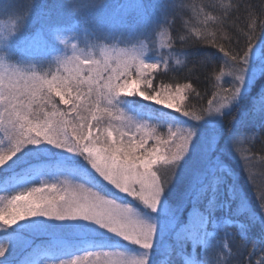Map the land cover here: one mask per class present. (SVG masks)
I'll return each instance as SVG.
<instances>
[{
  "label": "snow or ice",
  "instance_id": "6c2138e0",
  "mask_svg": "<svg viewBox=\"0 0 264 264\" xmlns=\"http://www.w3.org/2000/svg\"><path fill=\"white\" fill-rule=\"evenodd\" d=\"M239 8L226 0H133L117 8L126 31H86L85 47L72 42L69 50L72 26H54L62 47L24 62L11 61L9 42L28 17L0 25V264H12L18 250L19 264H213L208 251L221 226L238 228L245 249L251 240L247 264H264V189L249 175L257 214L232 163L248 174L254 157L243 153L257 137L264 161V0L258 11L245 8L247 31L218 36L209 27ZM49 12L42 5L38 15ZM43 36L38 29L24 40ZM178 43L220 54H206L219 63L207 106L184 103L190 92L201 97L190 82L156 83L161 72L186 66ZM131 97L179 116L129 115L138 104ZM237 110L239 120L226 125ZM66 233L74 243L64 242ZM216 246L228 251L215 264H229L231 244Z\"/></svg>",
  "mask_w": 264,
  "mask_h": 264
},
{
  "label": "trees",
  "instance_id": "16d2710c",
  "mask_svg": "<svg viewBox=\"0 0 264 264\" xmlns=\"http://www.w3.org/2000/svg\"><path fill=\"white\" fill-rule=\"evenodd\" d=\"M74 0H0V23H10V21L16 17L17 14L22 16H26L27 18V26L20 31L19 36L15 39L11 40V48L9 55L10 59L14 62L21 61H29L27 59V55H24L19 47L15 46L14 40L16 41H25V37H31L33 34L37 32L38 29L44 30V38L46 41H49V34H47V30L54 26H72L71 29L81 26H87L94 24V21L98 22V13L99 11L102 14L104 3L110 6H118L121 5L123 0H104L103 3H97L96 0H77L78 4H73ZM145 4H151L155 2L159 3V0H144ZM186 4H211L216 3L218 0H183ZM226 2L239 4L240 8L238 11L234 10L231 14V17L225 20L222 24H210L209 27L213 30L217 31V35H221L222 33H228L232 35L234 30L247 31V12L245 8L248 5H253L259 10L262 0H226ZM42 5H46L50 12L47 15H38L39 9ZM31 7V16H28V10ZM100 14V15H101ZM219 15V13H215ZM191 11L185 10L183 14V19H189L191 17ZM259 19V17H256ZM77 21L79 23L77 24ZM195 23L194 21H192ZM181 28V21L177 20L174 33L176 30ZM26 42V41H25ZM27 43V42H26ZM225 43H227L225 41ZM15 48L14 52L12 49ZM50 49H47L48 51ZM52 50V49H51ZM177 52H186L187 53V63L186 66L182 67L178 71H169L168 73L161 72L157 79L156 83H159L160 80H163L165 83L171 82L175 84L177 82L180 83H192L193 87H195L200 93L201 97H197L195 93L190 92L189 98L184 101L189 105H194L197 107L207 106V100L211 98L212 91V81L209 79L210 76L214 74H218V71L214 73V64L215 67L219 68V63L213 62L207 59L206 54H213L219 56L220 54L216 52L215 49L211 47H207L203 44L199 43H189L183 46H176ZM43 52V51H42ZM41 53V52H40ZM41 55V54H40ZM39 55V56H40ZM154 55V53H153ZM21 59V60H20ZM228 78H225V83H227ZM255 90L253 91L254 94ZM129 99L138 101L136 107V112H130L133 116H137L140 113L151 115L152 109H159L157 106L151 104L148 101L139 100L137 97H131ZM250 102V98H246L242 103V108L247 107ZM149 105L148 108H141L142 105ZM161 113L169 112L168 110H161ZM173 117L179 116L178 113L171 112ZM240 110H237L233 113V116L225 117V124L227 125L229 121L235 117L239 120ZM183 120V117H180ZM166 131V129H165ZM261 133H264V129L260 130ZM243 147L247 149L249 146L244 144ZM243 155L254 157L248 167V174L246 175L245 170L241 168L239 165L233 163V167L238 174L239 183L244 188L246 195L254 210L259 214V208L256 206V200L258 191L254 192L253 188L249 186V175L254 178V184L257 190L264 189V161L261 160L262 153L260 152L259 145V137H257L256 143L252 146V148L243 153ZM38 186V185H37ZM130 201V199L126 198ZM234 220H244V217H233ZM228 231L232 235L225 240L224 232ZM216 240L210 245L208 251V258L215 264L217 258L221 262L225 259V253H227V249H225V253H221L220 248L216 245L219 244L221 247L225 244H231L232 249V257L229 260V264H247V251L250 250L251 240L247 243L249 245V249H245L244 241L241 240L239 230L236 227H228L225 228L221 226L216 230ZM45 237H37L35 239V243H40L45 240ZM63 240L66 244H72L75 242V237H71L68 235H64ZM199 255H203L202 252H199ZM25 252L17 251V253L9 259L12 261V264H19L20 260L24 257ZM161 257H157L159 260ZM252 264H255L253 260Z\"/></svg>",
  "mask_w": 264,
  "mask_h": 264
},
{
  "label": "rangeland",
  "instance_id": "374dc122",
  "mask_svg": "<svg viewBox=\"0 0 264 264\" xmlns=\"http://www.w3.org/2000/svg\"><path fill=\"white\" fill-rule=\"evenodd\" d=\"M103 1L104 0H96V2L99 4L103 3ZM132 2H133V0H123L122 4H130ZM73 4L77 5L78 1L74 0ZM148 5L149 6L156 5V3L153 2V3L148 4ZM117 8H118V6L117 7L112 6V4L110 6H108L107 4L104 3L102 14L99 11L98 16H97L98 22L94 21L93 22L94 24H92V25L81 26V27H76V28L71 29L70 35L75 37V39L70 41V43L68 44V49L70 50V44L72 42L77 43L78 47L84 48L86 45V41H87V37L85 36L86 31L89 33H94L95 35L101 36V37H103L107 33H119L121 31H126L124 26H122L118 22ZM128 21H129V24H131L134 21V15H129ZM3 24H8V23H0V25H3ZM46 33L49 34V37H50L49 41H47V43H48L47 49H50L48 51H51L53 46H55L56 48L62 47V45H60L58 42H56L54 40V38L51 34V31H50V28L47 30ZM45 41L46 40L44 37H37V38L31 39L30 41H26L27 43L25 41H16V40H14V43H15V46L19 47L20 51L24 55H27L28 60H32L33 58L38 57L40 54H41L40 56L47 54L48 51H46V49L44 47ZM10 44H11V42H9V48H11ZM12 50L14 52L16 51L15 48H13ZM4 52H5V48L3 47V42H0V53H4ZM12 62H14V61H12ZM16 62H18V60ZM19 62H24V60H21ZM137 98L139 100H142L139 97H137ZM142 101H144V100H142ZM150 103L157 106L161 110H168L169 112H171V110L164 109L161 105H156L152 102H150ZM129 115H132V114L129 113ZM128 199H131V198H128ZM65 235L74 237L71 233H66Z\"/></svg>",
  "mask_w": 264,
  "mask_h": 264
}]
</instances>
